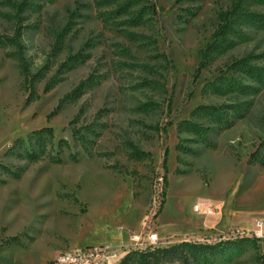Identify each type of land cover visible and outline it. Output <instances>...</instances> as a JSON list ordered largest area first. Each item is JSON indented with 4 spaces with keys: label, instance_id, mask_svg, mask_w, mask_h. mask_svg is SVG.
<instances>
[{
    "label": "rangeland",
    "instance_id": "374dc122",
    "mask_svg": "<svg viewBox=\"0 0 264 264\" xmlns=\"http://www.w3.org/2000/svg\"><path fill=\"white\" fill-rule=\"evenodd\" d=\"M154 1L156 11L132 26L122 22L127 16L105 22L94 0H53L20 17L0 0V35L20 37L18 44H0V264H51L70 246L125 248L148 217L161 238L155 247L256 236V220L264 219V164L250 157L264 154V88L219 94L203 86L247 53L264 65V28L244 27V37L234 36L237 42L195 75L219 12L233 0ZM245 6L264 13V0ZM59 31L66 33L58 43ZM79 52L85 60L63 65ZM23 59L42 70L34 86L39 96L30 101ZM89 76L84 93L71 98ZM51 78L57 82L46 91ZM238 100L250 101L245 116L210 131L206 141L178 128L184 118L211 123L191 114L201 103ZM44 125L55 128L54 153L59 138L70 142L61 162L9 151L17 137ZM203 200L220 209L196 210ZM130 251L121 250L116 264H141L136 254L123 262ZM261 254L264 237L228 264H259Z\"/></svg>",
    "mask_w": 264,
    "mask_h": 264
},
{
    "label": "trees",
    "instance_id": "16d2710c",
    "mask_svg": "<svg viewBox=\"0 0 264 264\" xmlns=\"http://www.w3.org/2000/svg\"><path fill=\"white\" fill-rule=\"evenodd\" d=\"M13 4L17 16L23 15L28 10H39L47 2L53 0H7ZM247 0H233V2L218 14L219 22L212 33L210 40L205 44L199 65L196 68L195 75H198L202 68L206 67L213 56L217 53L234 45L237 40L234 36L244 37V27L264 28V13L248 9L245 6ZM89 4V3H88ZM96 7L101 8L100 15L102 19L107 21L118 20L119 17L127 16L122 22L129 25H140L147 19L150 12L156 11V3L154 0H94ZM90 5V4H89ZM103 7H106L103 9ZM74 11H72L73 14ZM19 19V18H18ZM67 30V29H66ZM65 30V31H66ZM66 32H58L57 42L62 40L63 34ZM19 35L16 37H3L0 35V44L16 43L20 41ZM19 41V42H18ZM256 55L252 52L233 60L226 69L220 68V72L211 80L204 83L203 89L210 90L219 94L227 93H256L264 88V65L254 62ZM86 59L83 52L71 54L64 66L73 67ZM21 70L25 75L26 86L30 90L27 101L33 96L37 98L38 93L35 92V83L42 75V70L34 72L31 70L26 60L21 61ZM250 79L253 83H248ZM93 80L92 76L80 81L70 92L71 98L80 97L88 86V82ZM57 81L51 78L45 85V90L51 89ZM250 101L238 100L230 103H201L197 105L191 112L198 117H206L210 120V124L205 125L191 118H184L178 122L180 131L188 130L198 135L202 140L206 141L210 131L222 130L231 127L236 118L245 116L250 107ZM73 136L76 139H82L86 148L87 137L83 135L80 128L73 129ZM55 128L52 125H44L33 129L28 136L17 137L9 151L18 156H25L29 160H36L49 156L54 162H61V150L64 147H70L67 138L61 137L57 143L60 150L56 153L52 151L55 147ZM88 150V149H87ZM72 158L76 155L72 153ZM251 162H260L264 164V154L258 150L254 151L250 157ZM20 171H15V176H20ZM167 182V174H164ZM257 236H237L233 239H225L222 235L217 241H200L183 239L172 243L168 246H158L154 248L142 249L140 251H130L124 257L123 262L132 260V256L136 254L135 260L141 264H164L169 261L178 260L180 264H228L234 256L241 253L245 248L256 244ZM259 264H264V255L258 257Z\"/></svg>",
    "mask_w": 264,
    "mask_h": 264
},
{
    "label": "built area",
    "instance_id": "2783aa9c",
    "mask_svg": "<svg viewBox=\"0 0 264 264\" xmlns=\"http://www.w3.org/2000/svg\"><path fill=\"white\" fill-rule=\"evenodd\" d=\"M195 209L203 213L210 214L217 212L220 209L218 204L211 201L203 200L195 204ZM149 218L144 219V228L142 232L136 236L130 243H123L119 249L110 247L107 244H90L85 246H70L58 253L51 261V264H116L120 262V251L128 252L132 248L147 249L148 247L154 248L161 240L158 231L155 227H151ZM151 221V220H150ZM257 227L255 234L258 237H264V219L256 220ZM148 228V229H147Z\"/></svg>",
    "mask_w": 264,
    "mask_h": 264
},
{
    "label": "crops",
    "instance_id": "0c3cea01",
    "mask_svg": "<svg viewBox=\"0 0 264 264\" xmlns=\"http://www.w3.org/2000/svg\"><path fill=\"white\" fill-rule=\"evenodd\" d=\"M226 224H227V223L223 222V223H222V226H226ZM123 237H124V235L122 236V238H123ZM54 257H55V256H54ZM54 257H53V258H54Z\"/></svg>",
    "mask_w": 264,
    "mask_h": 264
}]
</instances>
